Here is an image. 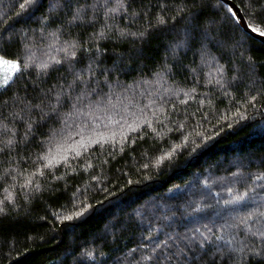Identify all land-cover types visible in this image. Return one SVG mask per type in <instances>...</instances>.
I'll return each mask as SVG.
<instances>
[{
	"label": "trees",
	"instance_id": "obj_1",
	"mask_svg": "<svg viewBox=\"0 0 264 264\" xmlns=\"http://www.w3.org/2000/svg\"><path fill=\"white\" fill-rule=\"evenodd\" d=\"M231 1L264 31V0ZM230 10L0 0L19 64L0 90V264H264V44Z\"/></svg>",
	"mask_w": 264,
	"mask_h": 264
},
{
	"label": "water",
	"instance_id": "obj_2",
	"mask_svg": "<svg viewBox=\"0 0 264 264\" xmlns=\"http://www.w3.org/2000/svg\"><path fill=\"white\" fill-rule=\"evenodd\" d=\"M224 4H226L236 15L238 21H239V25L242 27V29L248 33L250 36H252L253 38H255L256 40L260 41L261 43L264 44V35H261L260 33H257L255 31H253L247 21L245 20V17L242 13V11L240 10V8L233 3L231 0H221Z\"/></svg>",
	"mask_w": 264,
	"mask_h": 264
},
{
	"label": "rangeland",
	"instance_id": "obj_3",
	"mask_svg": "<svg viewBox=\"0 0 264 264\" xmlns=\"http://www.w3.org/2000/svg\"><path fill=\"white\" fill-rule=\"evenodd\" d=\"M3 61H7L8 64L14 63L18 65V69H19V64L17 61L8 60L0 56V90L10 82V80L14 77V75L18 71V69H11L10 67L5 66ZM5 77H8L7 83L4 82Z\"/></svg>",
	"mask_w": 264,
	"mask_h": 264
},
{
	"label": "snow or ice",
	"instance_id": "obj_4",
	"mask_svg": "<svg viewBox=\"0 0 264 264\" xmlns=\"http://www.w3.org/2000/svg\"><path fill=\"white\" fill-rule=\"evenodd\" d=\"M27 2H30V0H26V3ZM21 7L23 8L24 5L22 4ZM252 30L253 31H257V29H255V28H253ZM260 34L264 35V31L260 32ZM3 63L5 64V66L10 67L11 69H18V65L14 64V63L13 64H8L7 61H3ZM7 81H8V77H5L4 82L7 83ZM49 164H51V161H49ZM66 219H71V217H66Z\"/></svg>",
	"mask_w": 264,
	"mask_h": 264
}]
</instances>
